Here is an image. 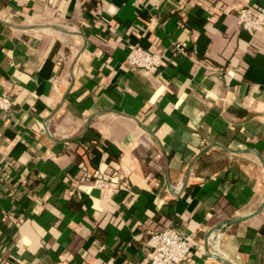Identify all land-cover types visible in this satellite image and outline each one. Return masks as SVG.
<instances>
[{
    "label": "crops",
    "instance_id": "obj_1",
    "mask_svg": "<svg viewBox=\"0 0 264 264\" xmlns=\"http://www.w3.org/2000/svg\"><path fill=\"white\" fill-rule=\"evenodd\" d=\"M263 5L0 0V264H148L167 227L185 264H264V29L235 18Z\"/></svg>",
    "mask_w": 264,
    "mask_h": 264
},
{
    "label": "built area",
    "instance_id": "obj_2",
    "mask_svg": "<svg viewBox=\"0 0 264 264\" xmlns=\"http://www.w3.org/2000/svg\"><path fill=\"white\" fill-rule=\"evenodd\" d=\"M236 23L240 29L249 34H255L264 29V5L257 8L242 6L236 11ZM176 55L185 54L183 46L174 43ZM125 63L132 68L141 70H153L162 64L161 54L146 50L138 45L129 48ZM225 74L229 77L234 75L232 70H226ZM12 106V99L7 94H0V111L9 112ZM105 180L96 178L93 181L95 187L107 186ZM150 242L154 246L153 253L148 257V264H185L190 246L186 236L177 230L167 227L150 234Z\"/></svg>",
    "mask_w": 264,
    "mask_h": 264
},
{
    "label": "water",
    "instance_id": "obj_3",
    "mask_svg": "<svg viewBox=\"0 0 264 264\" xmlns=\"http://www.w3.org/2000/svg\"><path fill=\"white\" fill-rule=\"evenodd\" d=\"M168 182V181H167ZM168 186H169V183H168ZM239 219H232V220H228L226 221V224H232L234 222H237Z\"/></svg>",
    "mask_w": 264,
    "mask_h": 264
}]
</instances>
